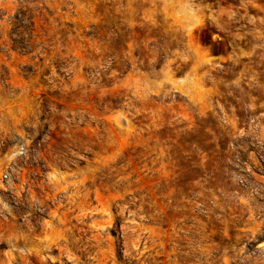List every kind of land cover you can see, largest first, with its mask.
<instances>
[{
	"label": "rangeland",
	"instance_id": "1",
	"mask_svg": "<svg viewBox=\"0 0 264 264\" xmlns=\"http://www.w3.org/2000/svg\"><path fill=\"white\" fill-rule=\"evenodd\" d=\"M0 264H264V0H0Z\"/></svg>",
	"mask_w": 264,
	"mask_h": 264
}]
</instances>
